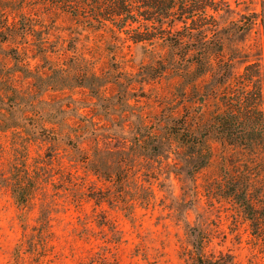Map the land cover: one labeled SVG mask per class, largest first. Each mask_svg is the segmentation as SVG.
I'll return each instance as SVG.
<instances>
[{
	"label": "rangeland",
	"instance_id": "374dc122",
	"mask_svg": "<svg viewBox=\"0 0 264 264\" xmlns=\"http://www.w3.org/2000/svg\"><path fill=\"white\" fill-rule=\"evenodd\" d=\"M225 1L229 9L217 14L223 50L204 73L191 59L199 34L192 33L184 50L162 39L136 44L114 25L85 27L86 19H75L66 7L38 11L44 0H0V87L23 110L45 108L54 116L64 108L67 119L55 125L59 140L32 137L42 125L35 120L0 130V264H197L196 237L203 238L205 257L264 264V229L253 234L242 209L226 196L228 146L212 143L213 160L195 181L174 174V155L166 161V152L153 154L167 145L153 151L147 144L146 126L165 136L186 117L197 128L207 123L221 107L214 93L225 67L216 64L232 62L239 74L243 53L264 51L261 0ZM205 56L201 66L207 68L211 55ZM118 171L130 180L105 179ZM135 172L148 174L145 189ZM13 173L26 176L28 187L37 180L26 206L13 197ZM98 192L115 200L98 205Z\"/></svg>",
	"mask_w": 264,
	"mask_h": 264
},
{
	"label": "trees",
	"instance_id": "16d2710c",
	"mask_svg": "<svg viewBox=\"0 0 264 264\" xmlns=\"http://www.w3.org/2000/svg\"><path fill=\"white\" fill-rule=\"evenodd\" d=\"M11 1L25 4L37 0ZM19 7L17 13L24 14L23 5ZM44 7L53 11L66 7V12L72 13L75 19H86L84 26L90 29L105 30L110 25H114L118 34L126 33L128 39L136 44L153 45L156 39H162V42L171 49L184 50L189 40L194 38L192 33L199 34L198 46H194L196 48L191 52L193 53L191 59L192 64L200 67V71L204 73L211 70L214 57L223 50V42L217 35L220 31L217 14L229 9L225 0H44L36 10L39 11ZM6 13H8L6 17H9V10H6ZM93 16L99 18L94 19ZM259 17L264 28V0H261ZM208 20L212 22H206ZM253 21L256 19L254 18ZM154 30H163L168 36L165 34L162 38L155 37ZM208 34L212 36H207ZM202 40L206 44L201 42ZM206 53L208 56L211 55L208 58L210 69L201 66L203 57L206 59ZM240 60L244 63V68L239 74L233 72L232 62H226L225 65L216 64L218 67H225L217 75L219 79L216 84L222 88L219 93H214V98L221 107L213 111L207 123L197 128L186 117L178 123L179 127L174 128L175 130L166 131L165 136L158 131H151L149 126L145 129L147 144L153 151H156L160 145H167L165 151L153 154L162 155L166 152L163 155L166 161L174 155V162L170 165L175 169L174 174L184 179L196 181L197 173L212 162L214 141L228 146L231 152L225 159L227 165L223 174L227 189L226 196L242 209L253 234L257 235L264 229V51L259 48L254 53L245 52ZM224 76L227 77L223 79ZM22 106L20 101L9 98V90L0 87V123L1 121L5 123L3 127L0 126L1 131L23 129L26 123L35 120L42 125L41 128L33 131L32 137L46 135L45 137H49L50 140H59L62 131L56 129L55 125L57 123L66 125L64 108L62 112L59 110L53 116V113L45 108L23 110ZM142 135L145 136V133ZM162 138L167 141L164 142ZM173 141L176 144L172 147ZM144 142L146 143V140ZM137 144H141V140L137 141ZM72 147L83 151L79 143L73 142ZM85 160H88V156L81 158L83 164L87 162ZM23 165L26 166L25 163ZM132 166L136 168L135 162L131 164ZM141 170L137 169L138 172ZM138 172L134 175L138 180L137 186L145 189L144 183L148 180L144 177L148 174L142 172L139 175ZM119 173V171L112 173V176L109 174L105 179L118 185L130 180L126 177L121 180ZM127 173L129 174L128 171ZM25 177L13 173L9 178L13 197L20 207L28 205L35 197L32 188L37 185V180L31 184V188V185L28 187L23 180ZM98 193L97 198H94L98 205L103 202L112 204L115 200V197L102 196L101 192ZM130 215L132 216V213ZM193 234L195 235V232ZM202 239L196 237L192 242L194 249L199 252L197 264H224V261L205 257Z\"/></svg>",
	"mask_w": 264,
	"mask_h": 264
}]
</instances>
